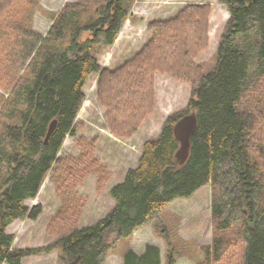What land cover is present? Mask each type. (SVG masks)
<instances>
[{
  "label": "trees",
  "instance_id": "trees-1",
  "mask_svg": "<svg viewBox=\"0 0 264 264\" xmlns=\"http://www.w3.org/2000/svg\"><path fill=\"white\" fill-rule=\"evenodd\" d=\"M220 1L228 7L230 19L216 62L208 68L195 62L198 51L207 46L206 13L200 6L158 26L151 43L177 24H197L192 37L186 34L192 42L178 50L177 62L163 50L164 61L147 64L155 59L148 47L114 73L101 69L91 48L101 38L110 45L115 42L129 14L126 0L67 3L46 35L24 23L12 26L20 34L14 66L24 70L8 73L13 74L10 79L0 78V87L6 91H0V264H22L25 257L55 249L61 251L62 264H108L111 250L120 241L158 220L176 198L191 197L206 184L212 186L216 232L212 244L203 248L206 261L222 264L231 246L228 237L236 233L238 264H264V0ZM4 2L0 0V10L6 6ZM87 32L92 37L83 40ZM155 71L190 83L191 97L186 109L170 115L158 136L144 143L138 166L110 189L115 203L109 213L92 225L76 228L85 199L72 201L76 196L70 197L86 173L97 169L96 161L86 153L81 160L84 172L74 180L67 179L66 188L64 184L60 187L67 192L65 201L48 228L57 235L56 240L48 246L15 248L16 237L8 227L17 219L36 220L41 215V204L30 207L25 201L37 197L60 159L67 135L76 134L89 76L99 73L103 90L111 78L126 81L131 74L137 80L127 82L128 91L123 95L127 101L133 99L130 104L134 102L135 109L142 110L139 123L122 126L123 132L114 127L118 135L131 136L153 110ZM118 91L117 86L107 98L103 96L112 124L123 118L117 113L124 102ZM192 111L197 113L198 126L189 158L180 164L176 156L180 142L173 128ZM54 119L57 127L46 143ZM167 240L165 264H176V249L172 239ZM123 259L124 264H163L161 248L151 243L142 253L128 248Z\"/></svg>",
  "mask_w": 264,
  "mask_h": 264
},
{
  "label": "rangeland",
  "instance_id": "rangeland-1",
  "mask_svg": "<svg viewBox=\"0 0 264 264\" xmlns=\"http://www.w3.org/2000/svg\"><path fill=\"white\" fill-rule=\"evenodd\" d=\"M76 1L78 0H5L6 6L0 10V67H4V70L1 69L0 78L10 79L13 74L10 77L8 73L15 71L21 74L24 70V68L17 70L14 66L20 34L12 26L17 28L24 23L31 26L34 31L46 35L55 16L64 5ZM126 1L129 5V14L115 42L110 45L101 38L91 48V52L98 57L102 70L114 73L126 63L135 60L142 52H146L148 47L153 54L151 58L155 59L147 64L164 61L161 56L164 54L163 50H167L170 60L175 59L174 62H177L180 57L178 50L192 42L187 40L186 34L192 37L197 24L192 26V23L187 27H183L184 22L177 24L167 33H160L157 41L151 43L158 26L175 21L180 12L196 6H200L206 13L208 32L207 46L198 51L195 62L202 63L207 68L215 64L219 43L230 19L228 7L220 0ZM89 37L92 36L87 32L83 34L82 39L86 40ZM157 56L160 59H157ZM113 79L104 83L106 90L102 89L99 73H92L87 79L83 89L86 99L77 117L76 134L67 135L59 153L60 159L46 176L37 197L25 201L30 207L41 204L43 207L41 215L36 220L17 219L8 228L9 232L15 234V248L48 246L56 240L57 235L51 233L48 228L65 201L67 192L64 193L60 187L64 184L66 188L67 179L74 180L84 172L85 165L81 160H85L86 153L91 155L88 159L96 161L97 169L86 173L76 190L74 189L76 193L70 197L71 199L76 196L72 201L77 200V197L85 199L82 202L76 228L92 225L105 217L114 205L110 189L124 180L130 168L138 166L144 143L158 136L170 115L187 108L192 93L190 83L177 79L169 73L155 71L153 110L146 114L133 135L123 136L118 135L114 127L123 132L122 126L139 123L138 114H142V110L138 107L135 109L134 102L130 104L133 99L127 101L123 95L128 91L127 82L132 83L136 79L131 74L126 81H120L118 78L115 83ZM117 86L118 93L120 92L124 97V102L117 113L118 117L123 116V118L115 119L112 124L109 109L103 103V96L105 94L107 98L108 92L116 91ZM0 91L5 90L0 87ZM120 100L123 101L121 96ZM211 207V184L204 185L191 197L176 198L161 212L158 220L139 228L129 239L120 241L111 250L107 258L108 264H123V253L128 248L142 252L149 243L157 244L161 248L163 264H165L169 249L168 238L172 239L173 247L176 249V264H210L205 259L203 248L211 245L216 235ZM235 236L236 233H233L228 237L231 246L227 248L229 254L222 264H238L240 255L236 250L240 243ZM60 253L59 249H55L48 253L47 257L42 254L29 256L24 258V264H62L59 260Z\"/></svg>",
  "mask_w": 264,
  "mask_h": 264
},
{
  "label": "water",
  "instance_id": "water-1",
  "mask_svg": "<svg viewBox=\"0 0 264 264\" xmlns=\"http://www.w3.org/2000/svg\"><path fill=\"white\" fill-rule=\"evenodd\" d=\"M198 126V117L195 111L189 112L182 116L174 125V134L180 142V147L177 150L176 156L180 164H184L190 155L192 144V136ZM57 127V119H54L49 126L48 133L45 139L47 143ZM249 223L254 226V222Z\"/></svg>",
  "mask_w": 264,
  "mask_h": 264
},
{
  "label": "crops",
  "instance_id": "crops-1",
  "mask_svg": "<svg viewBox=\"0 0 264 264\" xmlns=\"http://www.w3.org/2000/svg\"><path fill=\"white\" fill-rule=\"evenodd\" d=\"M113 201H114V203H115V200L113 199ZM16 221V220H15ZM14 221V222H15ZM9 228V227H8ZM138 230H136L135 232H137ZM145 248H146V246H145ZM144 250L145 249H143V251L142 252H144ZM137 252V251H136ZM142 252H138V253H142ZM41 255V254H40ZM40 255H36V256H40ZM42 255H44V257H47V255H48V253L47 254H42ZM33 256V255H32ZM35 256V255H34ZM26 258V257H25ZM25 262H24V259H23V262H22V264H24ZM4 264H7V263H4ZM123 264H124V259H123Z\"/></svg>",
  "mask_w": 264,
  "mask_h": 264
}]
</instances>
